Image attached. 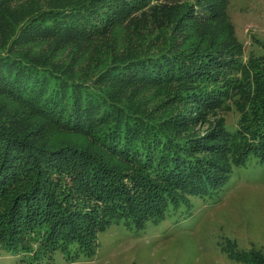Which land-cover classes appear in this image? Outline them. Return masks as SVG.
Returning <instances> with one entry per match:
<instances>
[{"label": "trees", "instance_id": "trees-1", "mask_svg": "<svg viewBox=\"0 0 264 264\" xmlns=\"http://www.w3.org/2000/svg\"><path fill=\"white\" fill-rule=\"evenodd\" d=\"M213 1L0 0V214L8 215L0 221V249L22 251L33 222L54 252L89 249L77 228L87 220L71 209L58 216L66 195L56 194L72 186L50 177L40 183L47 169L70 178L95 203L93 229L121 223L138 232L189 213L190 197L216 196L235 169L264 164V54L242 60ZM71 46L55 62L58 48ZM82 47L86 59L78 69L73 63ZM145 86L172 90L185 113L235 105L237 127L222 128L211 143L190 142L186 121L174 128L173 113L155 117L133 105L134 90ZM1 101L17 108L9 112ZM43 124L91 136L114 159L112 168L125 170L101 176L99 155L86 164L76 154L54 163L44 150ZM83 205L77 208L91 211Z\"/></svg>", "mask_w": 264, "mask_h": 264}, {"label": "rangeland", "instance_id": "rangeland-1", "mask_svg": "<svg viewBox=\"0 0 264 264\" xmlns=\"http://www.w3.org/2000/svg\"><path fill=\"white\" fill-rule=\"evenodd\" d=\"M213 3L216 4L213 12L219 17L218 22L230 30L229 41L240 51L242 60L262 57L264 0H214ZM45 48L49 47L44 45L43 49ZM72 49L73 46L63 49L59 47V52L53 54L55 62L66 59ZM81 50L77 54L80 59L77 56L73 63L78 69L82 67L79 64L86 59V55L81 52H85L87 47H82ZM134 93L136 96L131 102L148 115L163 118L161 114L166 113L168 116L173 113L175 116L168 124L175 123L174 128L179 129L183 128V121L189 123L183 134L190 136V142L197 139L199 142L211 143L222 128L233 130L239 121L240 113L235 105H230L226 110L201 108L185 113L183 106H175L177 100L170 98L172 90L162 91L157 86H145L135 89ZM2 103L9 112L17 108L12 102L1 101ZM182 113L189 119L183 118ZM32 127L36 128L37 125ZM41 130L46 138L44 150L54 154V163L57 158L67 159L76 154L77 157H83L85 164L96 160L94 164L103 169L101 176H114L125 170L120 164L112 168L114 159H110L91 136L64 132L45 124ZM96 155L101 156L102 160H93ZM36 156L38 160L39 155ZM52 170H44L45 179L39 176L38 181L41 183V180L45 181L46 177H50L51 182L60 181L63 185L72 186L74 191L63 190L56 194L58 198L59 194L66 195L59 203L61 209L57 211L60 214L58 216L62 218V214L71 209L77 211V217L87 220V225L83 219L79 220L77 228L81 238L87 243L91 242L89 249L86 247L85 253H81L78 248H72L68 254L54 252L47 245L48 240L41 243L40 238L45 240L44 235L47 234L43 233L41 237L44 230H40L37 222H33L24 230L27 231L26 236L21 233L23 250L9 253L0 249V264H246L231 257L232 254H245L249 261L256 257L264 260V164L258 166L251 161L245 168L235 169L216 196L211 199L190 197L192 208L189 213H181L177 218L157 225L148 223L138 232L121 223L110 224L104 230L100 226L93 229L95 203L87 201V194L83 189L79 190L77 183L61 174L56 175V172L53 174ZM74 195L77 196L73 197ZM137 196L139 197V193L135 198ZM79 204L91 207V211H80L77 208ZM3 214H0V221L8 216L5 212ZM18 217L21 218L20 215ZM91 228L95 232L93 238L88 234Z\"/></svg>", "mask_w": 264, "mask_h": 264}]
</instances>
